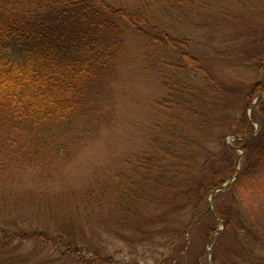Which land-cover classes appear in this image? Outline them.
Wrapping results in <instances>:
<instances>
[{
	"label": "trees",
	"instance_id": "16d2710c",
	"mask_svg": "<svg viewBox=\"0 0 264 264\" xmlns=\"http://www.w3.org/2000/svg\"><path fill=\"white\" fill-rule=\"evenodd\" d=\"M262 2L234 0L245 11L243 17L230 5H221L217 17L205 13L203 23H195L196 11L171 0L143 2L136 8H117L106 0H0L1 167L21 158L45 166L64 162L89 136L107 127L108 94L119 81L121 60L128 52L126 29L151 50L147 69L159 73L167 92L157 105L165 118L153 126L151 152L146 153L148 146L124 162L126 172L115 174L108 216L126 227L138 218L137 232L143 236L184 212L196 220L199 206L236 175L233 185H244L241 200L264 201V100L255 105L250 119L246 112L264 94V24L260 31H243L247 15L264 17ZM178 28L203 31L205 43L182 38ZM227 31L235 33L231 42L239 45L211 48ZM216 65L250 67L261 80L250 85L230 82L216 73ZM254 123L260 126L255 137ZM229 135L243 140L239 172V157L225 141ZM100 190L94 189L97 205ZM234 199L214 214L235 235L236 247L228 249L231 257L248 263L264 252V230L255 228L249 209ZM98 209L102 216V207ZM74 212L56 242L67 243H62V257L80 260L84 249L72 246L70 227H76L71 236H77L76 224L86 211ZM150 216L152 223L146 221ZM0 234L1 253L14 240ZM31 236L15 238L44 242V234ZM94 262L107 264L108 259L97 257ZM0 264L22 263L2 257Z\"/></svg>",
	"mask_w": 264,
	"mask_h": 264
},
{
	"label": "rangeland",
	"instance_id": "374dc122",
	"mask_svg": "<svg viewBox=\"0 0 264 264\" xmlns=\"http://www.w3.org/2000/svg\"><path fill=\"white\" fill-rule=\"evenodd\" d=\"M171 1L182 4L188 11H196L199 16L195 17V23H203L202 15L205 13L217 17V10L221 5H230L233 11H237L242 17L245 15V11L234 0ZM262 1L260 9H264V0ZM106 2L117 8H136L143 2L151 3L154 0ZM204 4L208 5L209 11H203ZM263 24L264 17L254 19L247 15L243 31H260ZM124 30L128 52L121 60L119 81L108 94L107 127L89 136L71 159L64 162L45 166L32 159L21 158L16 163L3 167L0 164V230L8 233L14 240H10L9 246L1 250L0 258H18L22 264H95L97 257L108 259L107 264H264L262 251L257 254L260 258H254L248 263L233 259L228 249L234 250L236 247L235 235L232 231H227L225 225L215 218L214 211L218 206H228L231 197L239 201L245 196L242 190L244 185L235 187L232 180L223 185L226 187L221 193L214 195V191L207 203L199 206L201 215L196 220L192 219L190 213L184 212L166 218L155 231L144 236L137 232L135 223L139 221L138 218L129 220L126 225H130L126 227L119 226V220L115 221L108 216L111 210L109 203L113 199L112 183L115 174L124 171L122 169H125L124 162L127 159L144 153L148 146L146 153L151 152L153 126L163 122L165 118L157 105L167 97L166 90L161 86L159 73H151L147 69L149 62L153 60L147 43L132 32ZM178 33L182 38L200 43V46L206 41L201 30L178 28ZM218 37L211 48L224 49L230 45H239L231 42L236 37L233 31H227L225 35ZM201 55L204 56L202 50ZM208 67L214 69L210 65ZM215 71L227 81H238L245 85L261 80V75L250 67L216 65ZM262 100L264 94L253 105L256 103L257 106ZM252 107L246 110L249 119L255 106ZM254 124L255 137L260 126L258 123ZM225 141L238 155L237 170L240 171L245 158L241 150L243 140L229 135ZM250 175L247 173L244 176ZM94 189H101L96 195L100 197L99 205L94 198ZM216 196L222 197L215 201ZM179 204L182 205L183 202L180 201ZM240 205L244 210L249 209L251 215L248 218L255 228L263 231L264 201L254 200L251 203L244 199ZM98 206L104 211L102 216L98 215ZM76 208L86 211L84 218L76 224L80 226V229L77 228V236H71L76 227H70V231H73L70 232V237L75 238L72 246L84 249L79 253L80 260L71 255L62 257L65 249L63 244L67 243L65 239H62L63 244L56 242L61 235V227L66 222L69 223L67 220L75 215ZM153 218L154 216H150L146 221L150 220L149 223H152ZM212 230L215 232L210 234ZM162 232L163 235L168 232V236H162ZM32 234L35 238L44 234V242L22 243L15 238L20 235L18 238L28 240ZM96 254L99 255L95 256Z\"/></svg>",
	"mask_w": 264,
	"mask_h": 264
},
{
	"label": "water",
	"instance_id": "95a60500",
	"mask_svg": "<svg viewBox=\"0 0 264 264\" xmlns=\"http://www.w3.org/2000/svg\"><path fill=\"white\" fill-rule=\"evenodd\" d=\"M256 105V103L253 105V107ZM252 107V108H253ZM251 108V109H252ZM237 177V176H236ZM236 177H235V179H236ZM235 179H233L232 181H234ZM226 186H223L222 188H220L219 190H216L215 192H214V195L217 193V192H219V191H222L224 188H225Z\"/></svg>",
	"mask_w": 264,
	"mask_h": 264
}]
</instances>
